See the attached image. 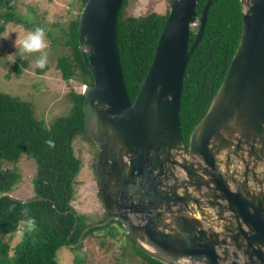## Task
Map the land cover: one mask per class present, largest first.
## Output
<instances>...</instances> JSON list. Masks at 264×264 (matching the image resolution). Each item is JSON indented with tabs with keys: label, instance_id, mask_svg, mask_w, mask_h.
<instances>
[{
	"label": "water",
	"instance_id": "water-1",
	"mask_svg": "<svg viewBox=\"0 0 264 264\" xmlns=\"http://www.w3.org/2000/svg\"><path fill=\"white\" fill-rule=\"evenodd\" d=\"M125 0H88L78 33L94 83L84 87L86 134L106 219L119 220L165 264H264V0H241L244 30L228 73L185 145L182 89L203 37L201 0H172L152 65L132 100L117 24ZM20 202L22 199L2 194ZM56 206V205H55ZM68 213V212H66ZM69 235L71 241L77 224Z\"/></svg>",
	"mask_w": 264,
	"mask_h": 264
},
{
	"label": "trees",
	"instance_id": "trees-1",
	"mask_svg": "<svg viewBox=\"0 0 264 264\" xmlns=\"http://www.w3.org/2000/svg\"><path fill=\"white\" fill-rule=\"evenodd\" d=\"M19 1L0 0V7L7 10L2 14L3 17L15 19L14 9ZM87 1L81 0L80 14L67 27L62 26V35L55 38L57 44L67 47V51L57 58V68L62 78L67 82L77 80L84 85L94 83L93 72L87 67L80 50L78 33L80 15ZM208 1L201 0L197 7L200 21ZM128 3L129 0H125L120 11L117 34L127 88L134 100L152 65L169 8L166 14L153 12L134 16L126 14ZM199 27L200 24L197 32L192 27L191 43L195 40ZM243 30L244 5L241 0L212 1L203 37L190 57L184 77L181 109L183 138L187 147L191 132L205 116L228 73ZM26 63H16L17 74L22 72V64ZM43 70L44 68L38 69L39 72ZM70 99L71 111L47 126L37 118L31 101L9 93H0V196L12 194L20 180V174L16 170L5 169L4 166L15 163L26 155L37 163L34 198H45L33 202H20L8 196L2 199L0 264H63L58 258V251L63 247L73 246L72 242H78L81 233L89 225L86 223L87 215L78 214L72 205L80 170V160L75 155L73 143L80 134H84L92 142L93 140L84 130V94L72 90ZM49 141L53 142L52 145ZM76 215L79 221L69 241ZM104 216L103 220L106 219V214ZM30 220L33 221L32 226L29 225ZM98 231L102 233H97ZM19 232L20 241L12 246L11 241ZM123 236L131 246L134 243L133 250L149 264H165L140 248L119 220L91 229L76 249H84L88 259L90 255H98L105 262L114 258L118 261L119 256L110 257L108 254L118 246L117 237ZM74 264L88 262L86 258H77Z\"/></svg>",
	"mask_w": 264,
	"mask_h": 264
},
{
	"label": "rangeland",
	"instance_id": "rangeland-1",
	"mask_svg": "<svg viewBox=\"0 0 264 264\" xmlns=\"http://www.w3.org/2000/svg\"><path fill=\"white\" fill-rule=\"evenodd\" d=\"M171 0H129L127 15L144 16L153 12L166 14ZM81 0H20L14 9L13 20L3 17L7 10L0 7V93H9L33 103L37 118L50 126L61 116L67 115L72 108L70 93L72 90L83 93L85 85L77 80L67 82L57 68V58L67 51L63 44H57L55 38L62 35V26H68L72 19L80 14ZM247 6H244V11ZM200 17L196 25L197 32ZM18 21H14L17 20ZM44 30L47 62L43 72H39L36 59L39 52L21 53L19 40L36 28ZM22 64V72L17 74L16 63ZM96 143L80 134L74 143L75 155L80 160V170L77 175L76 193L72 205L78 214H85L86 223L90 225L104 221V205L99 197V185L94 164L98 153ZM97 151V152H96ZM5 169H14L20 174V180L14 187L12 195L30 199L36 196L35 178L37 163L35 159L23 155L15 163H8ZM97 233H102L98 231ZM121 231L118 233L120 234ZM118 246L108 256H119V260L106 261L98 255H90L89 259L84 249L77 246L63 247L58 251V258L63 264H74L77 258L87 260L88 264H149L144 257L133 250L127 238L117 237ZM20 241V232L11 241L15 246ZM73 247V248H72ZM75 248V249H74ZM223 264H231L226 262Z\"/></svg>",
	"mask_w": 264,
	"mask_h": 264
},
{
	"label": "clouds",
	"instance_id": "clouds-1",
	"mask_svg": "<svg viewBox=\"0 0 264 264\" xmlns=\"http://www.w3.org/2000/svg\"><path fill=\"white\" fill-rule=\"evenodd\" d=\"M45 33L42 28H36L34 31L27 33L23 39L15 42L19 44V50L21 53H34L39 52L40 55L36 59V66L44 68L47 62V53L42 50L46 48V42L44 39ZM52 145V141L48 142ZM29 225H33V221H29Z\"/></svg>",
	"mask_w": 264,
	"mask_h": 264
}]
</instances>
